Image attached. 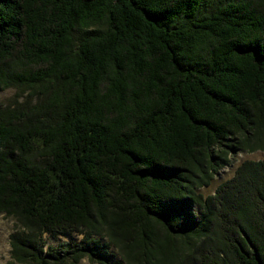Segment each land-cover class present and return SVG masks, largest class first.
<instances>
[{"label": "trees", "instance_id": "obj_1", "mask_svg": "<svg viewBox=\"0 0 264 264\" xmlns=\"http://www.w3.org/2000/svg\"><path fill=\"white\" fill-rule=\"evenodd\" d=\"M7 88L8 264H264V0H0Z\"/></svg>", "mask_w": 264, "mask_h": 264}, {"label": "rangeland", "instance_id": "obj_2", "mask_svg": "<svg viewBox=\"0 0 264 264\" xmlns=\"http://www.w3.org/2000/svg\"><path fill=\"white\" fill-rule=\"evenodd\" d=\"M24 96L17 93L14 88H7L0 92V105L14 104L15 101H22ZM264 159V151H254L251 153L242 152L237 154L231 165L222 168L218 174L214 176L208 186L202 187L200 190L204 195L213 194L220 183L230 179L235 172L236 167L244 160H261ZM14 220L3 214H0V264H8L10 260V244L9 235L14 231ZM46 242L50 245H58L60 242L73 240L79 241L81 235L73 234L72 236L52 237L49 234H44ZM79 264H98L91 263L87 258L80 261Z\"/></svg>", "mask_w": 264, "mask_h": 264}]
</instances>
